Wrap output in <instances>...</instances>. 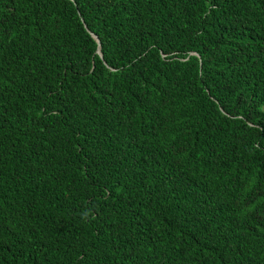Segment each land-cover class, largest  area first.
<instances>
[{
  "label": "trees",
  "instance_id": "obj_1",
  "mask_svg": "<svg viewBox=\"0 0 264 264\" xmlns=\"http://www.w3.org/2000/svg\"><path fill=\"white\" fill-rule=\"evenodd\" d=\"M0 264H264V0H0Z\"/></svg>",
  "mask_w": 264,
  "mask_h": 264
},
{
  "label": "water",
  "instance_id": "obj_2",
  "mask_svg": "<svg viewBox=\"0 0 264 264\" xmlns=\"http://www.w3.org/2000/svg\"><path fill=\"white\" fill-rule=\"evenodd\" d=\"M99 52L101 53V50H100V48H99Z\"/></svg>",
  "mask_w": 264,
  "mask_h": 264
}]
</instances>
